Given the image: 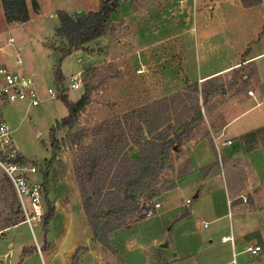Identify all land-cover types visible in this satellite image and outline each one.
Segmentation results:
<instances>
[{
	"label": "rangeland",
	"instance_id": "1",
	"mask_svg": "<svg viewBox=\"0 0 264 264\" xmlns=\"http://www.w3.org/2000/svg\"><path fill=\"white\" fill-rule=\"evenodd\" d=\"M40 3L42 9L52 5L65 12L66 9L87 12L95 11L99 0H41ZM247 3L253 4L252 0L225 1L216 10L196 12L190 9L186 12L183 11V0H121L111 14V28L103 37L87 46L85 43L61 59L59 69L63 79L60 82L54 80L52 70L57 52L43 44L51 38L54 18H49L44 10V17L37 23L10 25L4 21L0 8V55L13 64L16 53L19 54L21 64L15 68L32 78L41 98L36 106L24 101L0 104V118L8 126L24 162L35 168L34 173L28 174V179L42 186L53 208L52 217L42 224V215L47 208L42 197L39 219L30 220L28 224L20 208L18 217L23 218L24 223L2 228L4 217L16 206L10 197L9 185L2 179L6 174L0 168V264H169L173 258L174 264H194V258L216 251V242L209 245L206 238L207 231L213 226L209 221L212 217L206 211L186 215L184 208L179 207L185 196L190 201L194 199L193 191L174 188L158 196V201L151 197L153 192L156 194L172 186V179L178 174L173 167L177 159L174 150L167 158H160L162 164L158 173L135 192L134 201L124 199L116 186H107L112 166L100 194H108L109 199L116 197V203L127 209L114 215L111 222L103 221L108 225L122 224L107 234L109 247L99 241L104 238L101 230L97 238H90V230L81 214V198L73 167L78 164L83 147L96 137V127L120 118L131 109H139L141 118L135 116L132 119L140 128L131 125L132 122H122L125 136L122 150L127 153L130 164L142 147L141 140L146 138L162 143L164 139H171L189 120L191 134L187 139L203 135L209 129V115L203 121L202 110L208 108L209 113H222L227 107L226 94L242 88L241 72L230 70L210 82L190 80L198 70L204 72L222 67L236 57L260 49V43L248 41L253 27L259 26L255 22L260 14ZM74 4L82 9H74ZM262 4L264 16V0ZM8 37L13 39L10 44ZM178 47L184 52L181 67ZM140 65L143 72L137 73ZM77 71L81 72V86L66 89L67 99L75 100L87 85L91 88L89 101L72 124L55 128L57 157L44 172L45 162L51 156L48 130L67 113L60 94L50 98L46 88L66 87L68 75ZM202 83L205 89H215L204 104L191 88L196 84L200 89ZM161 98L165 103H152ZM150 103L162 110L160 119L153 120V127L143 122L144 112L148 109L146 105ZM196 107L200 117H196ZM184 140L186 138L182 142ZM90 187L88 193L93 194ZM152 201L159 202L160 208L149 216L142 215L143 207ZM25 204L29 210L27 199ZM199 222H205V227ZM88 238V245L83 246ZM165 240L167 246L161 247L160 243ZM23 248H26L25 252H22ZM8 251L10 261L4 263L3 255ZM257 257L242 250L233 258L237 264H262ZM222 258L221 255L205 264H222Z\"/></svg>",
	"mask_w": 264,
	"mask_h": 264
},
{
	"label": "crops",
	"instance_id": "2",
	"mask_svg": "<svg viewBox=\"0 0 264 264\" xmlns=\"http://www.w3.org/2000/svg\"><path fill=\"white\" fill-rule=\"evenodd\" d=\"M25 1L28 19L23 22H11L10 25L33 21L37 23L44 17V10H47V16L54 18L55 24L51 38L44 40L43 44L53 50L46 43L48 40H53L54 29L58 25L56 10L61 8L49 5L48 8L42 9L41 0H35L36 9L33 10L29 0ZM183 1H185L183 11L188 12L192 9L197 12V10H216L225 1L235 0ZM262 1L252 0L253 4H246L248 7L256 8L260 14L255 22L259 26L253 27L252 36L248 40L251 43H260V49L247 53L245 56L236 57L222 67L204 72L198 70L194 79L190 78V81L200 83L227 71L239 70L242 88L238 92L226 94L227 107L222 113H209L208 108L202 110L203 121L209 115V129L201 136L186 138L179 150L173 151L177 153L173 167L174 170H178V174L172 179V186L152 194L157 200L158 196L164 195L170 189L193 191L194 199L186 203L187 196H185L179 207L184 208L186 215L206 211L207 215L212 217L209 221L213 223V226L207 231L206 238L209 245H212V241L216 242V251L194 258V264H205L212 259L220 258L221 255L224 260L222 264H237L233 257L242 250L251 257L258 256L260 263L264 264V16H262ZM77 8L82 9L78 4L74 6V9ZM70 11L71 9H66V12L70 13ZM96 40L98 39L91 40L84 46L97 42ZM176 50L180 56L181 67V63L184 62V52L180 47ZM0 61L10 66L14 64L2 55H0ZM243 68L244 71H242ZM186 78L188 79L187 76ZM248 90L251 94L247 93ZM225 140H229L230 143L222 144ZM81 214L84 216L82 210ZM140 219L142 218L135 221ZM19 223L24 222L20 221L14 225ZM199 225L205 227L206 223L199 222ZM7 228L10 227L5 229ZM88 240L89 238L82 245H88ZM253 245H259L260 250L250 254L247 248ZM37 251L40 254L39 248ZM168 263L174 264L176 261L173 258Z\"/></svg>",
	"mask_w": 264,
	"mask_h": 264
},
{
	"label": "trees",
	"instance_id": "3",
	"mask_svg": "<svg viewBox=\"0 0 264 264\" xmlns=\"http://www.w3.org/2000/svg\"><path fill=\"white\" fill-rule=\"evenodd\" d=\"M120 1L121 0H99L98 7L95 11H78L70 14L63 10H56L58 25L54 29L53 40H48L46 43L48 47L57 52L52 67L54 80L56 82H60L63 79L59 69L61 59L72 50L81 48L85 43L103 36L111 28V14L117 8ZM29 2L31 8L35 10L36 1L29 0ZM0 8L6 23L23 22L28 19V9L25 0H0ZM58 44L59 47L57 48ZM214 78L211 77L204 82H210ZM203 85L204 83H202L200 89L196 84L191 86L192 91L200 95L201 104H204L207 96L215 91L214 88L205 89ZM90 91L91 88L84 85L83 92L73 101L67 99L66 90L60 93V98L67 109V113L59 122L55 123V125L51 126L48 130L51 156L45 162L44 172H46L52 161L57 157L56 150L58 149V143L55 138V128L57 125H70L77 119L78 113L89 101ZM158 101L165 103L163 98L155 100L152 103H159ZM155 107L158 106H153L150 103L146 105L148 109L144 112L143 122L146 124L148 123V125L152 127L154 125L153 122H155L153 120L158 121L162 115V110L160 111L161 108L158 107L157 109ZM195 112L196 117H200L198 107H196ZM135 116L141 118L139 109H131L124 112L121 117L116 120L105 121L98 125L96 127V137L83 147L78 164H75L73 167L81 198L82 211L91 234L90 238L91 240L97 238V234L101 230L104 232V238L99 241L106 245L108 242L107 234L121 227L122 224L108 225L109 223L106 222L105 224L103 221L107 220L111 222L115 218L114 215L127 209L125 206L120 205V203H116V197L109 199L107 197L108 194H100L107 179V174L112 166L114 168L108 178L107 186L109 188L116 186L118 190L121 191L124 199L126 198L134 201L135 192L143 188L146 180L150 179L154 173H158L159 167L162 164L160 158H167L171 150H179L182 140L191 134V120H189L181 129L173 134L171 139H164L162 143H157L154 140L149 141L146 138L143 140L140 139L142 147H140L141 149L138 155L133 159V164H130L131 161H129L127 153L122 150L125 140L122 122H132ZM133 124L132 122L131 125ZM134 126L140 128L138 123L134 124ZM151 129H149V131H152ZM119 157L120 159H118ZM133 166L134 169H131ZM2 179L9 185L11 190L10 197L16 206L15 210L3 219L5 224L2 228H6L22 221L23 218L18 217V210H20V207L8 177L3 176ZM94 181H96V184ZM97 183L99 185L96 187ZM41 187L40 185V188ZM88 187L92 188L93 194L88 193ZM41 192L47 205L46 211L42 215V224H45L52 217L53 208L45 193H43L42 188ZM145 206L142 210L145 209ZM100 225L101 228H99ZM107 246L109 247V245Z\"/></svg>",
	"mask_w": 264,
	"mask_h": 264
},
{
	"label": "built area",
	"instance_id": "4",
	"mask_svg": "<svg viewBox=\"0 0 264 264\" xmlns=\"http://www.w3.org/2000/svg\"><path fill=\"white\" fill-rule=\"evenodd\" d=\"M11 42H13L12 37H8L7 43L10 44ZM20 64L21 58L18 53H16L14 58V66L0 62V104L5 102L24 101L30 106H36L41 101V98L38 95V91L34 86L32 78L15 68L16 65ZM136 72H143V68H137ZM81 79V72L77 71L67 77L66 87H56V90L48 87L46 88V94L50 98H55L63 90L79 89L81 86ZM247 93L251 94V91L248 90ZM229 143V140L222 142V144ZM215 146H217L216 143ZM0 168L4 171L12 185L25 221L29 224L30 220L39 219L43 209L40 184L37 181H30L28 179V174L34 173L35 168L34 166H29L24 162V157L14 145L8 126L1 118ZM25 199L28 201L29 210L25 204ZM185 202L188 203L189 198H186ZM159 207V202L152 201L146 204L143 213L145 216H149ZM36 248L38 250V247ZM259 250V245H253L252 247L247 248V251L250 254H254Z\"/></svg>",
	"mask_w": 264,
	"mask_h": 264
},
{
	"label": "water",
	"instance_id": "5",
	"mask_svg": "<svg viewBox=\"0 0 264 264\" xmlns=\"http://www.w3.org/2000/svg\"><path fill=\"white\" fill-rule=\"evenodd\" d=\"M14 224V223H13ZM10 246V245H9ZM161 247L167 246V241L165 240L164 242L160 243ZM9 256H10V251H8L7 253H5L3 255V261L4 263H9ZM0 263H2V260L0 259Z\"/></svg>",
	"mask_w": 264,
	"mask_h": 264
}]
</instances>
